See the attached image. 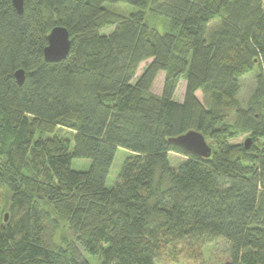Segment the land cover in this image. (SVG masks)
Wrapping results in <instances>:
<instances>
[{
	"label": "trees",
	"instance_id": "obj_1",
	"mask_svg": "<svg viewBox=\"0 0 264 264\" xmlns=\"http://www.w3.org/2000/svg\"><path fill=\"white\" fill-rule=\"evenodd\" d=\"M23 3L19 13L0 0V187L10 194L0 264H90L84 254L157 264L164 246L217 238L229 245L224 264H264V0ZM118 4L137 10L114 19L107 6ZM55 27L72 47L49 63ZM256 67L242 103L241 80ZM161 72L162 94H153ZM190 131L210 142V158L171 141ZM244 135L248 148L231 143ZM119 148L133 154L109 188ZM171 153L185 159L173 167ZM73 159L91 166L75 170ZM62 222L72 240L57 244Z\"/></svg>",
	"mask_w": 264,
	"mask_h": 264
},
{
	"label": "rangeland",
	"instance_id": "obj_2",
	"mask_svg": "<svg viewBox=\"0 0 264 264\" xmlns=\"http://www.w3.org/2000/svg\"><path fill=\"white\" fill-rule=\"evenodd\" d=\"M107 10L110 12L109 16L116 19L120 16H127L133 11H136L137 8L132 7L130 5L126 4H118V5H110L107 6ZM151 24L154 25V27L158 28L160 31H165L168 28V23L164 19H159L156 17H153L152 15L149 16L148 20ZM218 26V21H214L211 24V30L215 29ZM112 28L104 30V34H109L111 32ZM149 62L143 63L137 73L136 78H139L145 67L147 66ZM259 69L256 67L252 73H249L248 75L244 76L241 80V93H240V101L242 103H246L250 96L252 95V92L255 88L256 83V76L258 74ZM164 80H165V73L161 72L153 87L151 92L153 94L161 95L163 91L164 86ZM186 77H184L179 87L175 93V98L178 101H182L184 98V93L186 89ZM199 99H203V93L198 92ZM235 120V117L232 115L228 119V123H233ZM57 135L59 137H65V138H72L73 132L67 128V127H59L57 129ZM248 136H240L238 139L233 140L231 143L233 145H243L246 143ZM210 144V142H208ZM132 152L124 149L119 148L116 157L114 160V163L112 165L110 174L108 176V179L106 181V185L109 188H112L116 185L118 181V177L120 174V171L126 161L127 158L132 156ZM170 163L173 167H177L183 160L185 159L184 156L171 153L169 156ZM91 161L88 159H73L72 161V167L75 170H81L86 171L90 168ZM9 205H10V194L5 189L0 187V227L4 224L5 216H8L9 218ZM72 236L69 232L67 226L65 223H60L57 227L56 232V242L57 244H62L65 242H71ZM229 245L224 239H215L210 242L207 241H200V242H193L186 240L180 244H174V245H167L164 246L161 252V255L159 256L157 260V264H224L229 260V253H228ZM86 259L89 261L90 264H101L98 257H91L90 255L84 254Z\"/></svg>",
	"mask_w": 264,
	"mask_h": 264
},
{
	"label": "water",
	"instance_id": "obj_3",
	"mask_svg": "<svg viewBox=\"0 0 264 264\" xmlns=\"http://www.w3.org/2000/svg\"><path fill=\"white\" fill-rule=\"evenodd\" d=\"M13 3L18 12L23 13V0H13ZM71 47L72 40L68 30L64 27H55L48 36V46L44 51L45 60L49 63L63 61L68 57ZM16 78L19 84L22 85L25 79L24 71H18ZM171 141L185 151L202 158H210L213 153L206 137L198 131L187 132ZM245 145L247 148L250 146V139L246 141Z\"/></svg>",
	"mask_w": 264,
	"mask_h": 264
}]
</instances>
